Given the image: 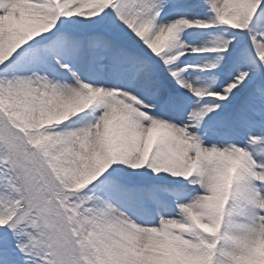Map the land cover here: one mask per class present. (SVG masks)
Segmentation results:
<instances>
[{
    "label": "snow or ice",
    "instance_id": "6c2138e0",
    "mask_svg": "<svg viewBox=\"0 0 264 264\" xmlns=\"http://www.w3.org/2000/svg\"><path fill=\"white\" fill-rule=\"evenodd\" d=\"M0 264H264V0H0Z\"/></svg>",
    "mask_w": 264,
    "mask_h": 264
}]
</instances>
